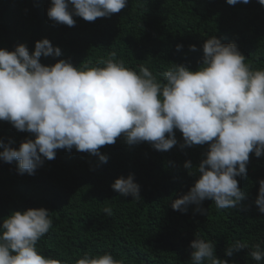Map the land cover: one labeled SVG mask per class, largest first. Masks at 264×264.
I'll return each instance as SVG.
<instances>
[{"label":"trees","instance_id":"trees-1","mask_svg":"<svg viewBox=\"0 0 264 264\" xmlns=\"http://www.w3.org/2000/svg\"><path fill=\"white\" fill-rule=\"evenodd\" d=\"M51 0H0V48L13 50L25 44L31 53L35 42L48 38L61 49L59 57L42 56L41 63L69 59L77 67L116 59L139 71L147 66L154 74L173 63L195 70L202 59L203 42L216 36L222 43L235 42L254 69H264V6L258 0L229 5L226 0H128L111 17L94 22L74 17L75 26L56 24L47 16ZM183 47L177 50L176 45ZM195 44L196 51L189 45ZM162 80V77L158 76ZM177 145L168 151L149 143L128 145L123 137L100 151L106 163L87 152L58 149L35 173L20 174L17 162L0 160V223L13 211L45 207L53 227L37 243L45 255L74 261L89 254L111 253L125 264H191L190 242L199 236L215 244L216 255L230 264H257L249 252L256 243L264 248V214L254 201L259 180L264 179V155L250 153L247 176L237 177L246 198L238 208L221 209L203 201L207 215L173 210L171 202L186 193L198 178L196 165L208 144L181 149L182 134L175 130ZM30 136L0 121V139L11 138L13 147ZM193 165L194 175L183 167ZM134 175L142 199L122 196L111 184L120 176ZM105 207L113 214L106 215ZM248 248L226 256L234 241ZM264 264V261L261 262Z\"/></svg>","mask_w":264,"mask_h":264},{"label":"clouds","instance_id":"clouds-1","mask_svg":"<svg viewBox=\"0 0 264 264\" xmlns=\"http://www.w3.org/2000/svg\"><path fill=\"white\" fill-rule=\"evenodd\" d=\"M235 5L238 0H226ZM244 4L250 0H239ZM264 6V0H258ZM128 0H51L47 16L56 24L75 26L74 17L94 22L97 18L119 13ZM183 46L177 44V50ZM196 51L195 44L189 45ZM203 56L195 70L173 63L159 74L147 66L139 71L116 59L81 67L69 59L54 64L41 63V57H59L61 49L48 38L35 42L31 53L25 44L13 50L0 48V121L9 122L17 131L30 136L19 147L14 141L0 139V160L17 162L20 174L32 175L45 160H53L58 149L87 152L106 163L100 151L123 137L128 145L149 143L155 150L168 151L177 145L175 130L183 142L181 149L208 144L196 165L198 178L190 189L171 202L173 210L207 215L203 201H214L221 209L238 208L246 194L237 177L247 176L250 153L264 155V69H254L235 42L222 43L212 36L202 44ZM158 76L162 77L158 79ZM183 167L194 175L193 165ZM122 196L140 201V185L134 175L120 176L111 184ZM264 214V179L259 180L254 201ZM103 212L111 216V207ZM53 227L45 207L13 211L0 223V264H68L45 256L37 247L41 237ZM191 264H230L216 255L212 241L197 236L190 242ZM248 248L234 241L225 249L234 252ZM249 255L257 264L264 261L261 243ZM74 264H125L111 253L85 252Z\"/></svg>","mask_w":264,"mask_h":264}]
</instances>
